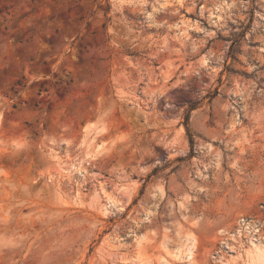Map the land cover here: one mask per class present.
<instances>
[{
  "label": "rangeland",
  "instance_id": "obj_1",
  "mask_svg": "<svg viewBox=\"0 0 264 264\" xmlns=\"http://www.w3.org/2000/svg\"><path fill=\"white\" fill-rule=\"evenodd\" d=\"M163 259L264 264V0H0V264Z\"/></svg>",
  "mask_w": 264,
  "mask_h": 264
},
{
  "label": "bare ground",
  "instance_id": "obj_2",
  "mask_svg": "<svg viewBox=\"0 0 264 264\" xmlns=\"http://www.w3.org/2000/svg\"><path fill=\"white\" fill-rule=\"evenodd\" d=\"M184 25H185V23H184ZM185 26L191 27L190 25H187V24ZM66 171L71 174L73 172H78L79 169H78V166L76 164L69 163L68 166H67V170ZM246 227L248 228L249 226H246ZM182 256H184L186 258H190L191 257V251H190V249L189 248L188 249L186 248V249L178 250L174 254V257L175 258H179V257H182ZM161 263L167 264V262L164 259L161 261Z\"/></svg>",
  "mask_w": 264,
  "mask_h": 264
},
{
  "label": "trees",
  "instance_id": "obj_3",
  "mask_svg": "<svg viewBox=\"0 0 264 264\" xmlns=\"http://www.w3.org/2000/svg\"><path fill=\"white\" fill-rule=\"evenodd\" d=\"M187 120H188V117H186V120H185L186 124H187ZM187 132H188V136H189V141H190V143L192 144L191 135H190L188 129H187Z\"/></svg>",
  "mask_w": 264,
  "mask_h": 264
}]
</instances>
